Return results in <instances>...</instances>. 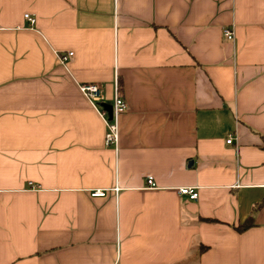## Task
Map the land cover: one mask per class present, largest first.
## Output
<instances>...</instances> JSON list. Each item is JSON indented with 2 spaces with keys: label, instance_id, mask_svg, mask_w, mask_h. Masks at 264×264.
Masks as SVG:
<instances>
[{
  "label": "crops",
  "instance_id": "obj_1",
  "mask_svg": "<svg viewBox=\"0 0 264 264\" xmlns=\"http://www.w3.org/2000/svg\"><path fill=\"white\" fill-rule=\"evenodd\" d=\"M0 264H264V0H0Z\"/></svg>",
  "mask_w": 264,
  "mask_h": 264
},
{
  "label": "built area",
  "instance_id": "obj_2",
  "mask_svg": "<svg viewBox=\"0 0 264 264\" xmlns=\"http://www.w3.org/2000/svg\"><path fill=\"white\" fill-rule=\"evenodd\" d=\"M25 21L31 27L35 24V18L29 14L24 15ZM222 36L228 42H233L234 40V32L231 28L227 27L222 30ZM73 56L72 52H67L65 54L58 55L59 62L64 65L71 57ZM79 90L81 94L86 98V100L91 104V106L98 111L101 118L105 124V133H104V146L106 148H113L117 150L118 141H119V119L122 115L125 114L127 110L126 102L122 97L117 83L115 84L114 97L111 104L112 112L111 118L109 119L108 114L101 108V104L103 103V95L102 89L97 84H81L79 85ZM232 143V138L230 137L226 144L230 145ZM147 186L149 188H155V184L152 178H148L146 181ZM31 188L34 189L32 184H28ZM178 193L181 196H186L191 201H196L198 197V193L193 188H179ZM92 196L94 197H104L105 192L96 191L93 192Z\"/></svg>",
  "mask_w": 264,
  "mask_h": 264
},
{
  "label": "water",
  "instance_id": "obj_3",
  "mask_svg": "<svg viewBox=\"0 0 264 264\" xmlns=\"http://www.w3.org/2000/svg\"><path fill=\"white\" fill-rule=\"evenodd\" d=\"M101 108L107 112L109 119L111 118L112 107L109 104H101Z\"/></svg>",
  "mask_w": 264,
  "mask_h": 264
},
{
  "label": "trees",
  "instance_id": "obj_4",
  "mask_svg": "<svg viewBox=\"0 0 264 264\" xmlns=\"http://www.w3.org/2000/svg\"><path fill=\"white\" fill-rule=\"evenodd\" d=\"M250 223H244V224H242V225H239L238 227H237V229L239 230V231H243V230H245L246 228H248V227H250ZM200 250H202V248H200Z\"/></svg>",
  "mask_w": 264,
  "mask_h": 264
}]
</instances>
